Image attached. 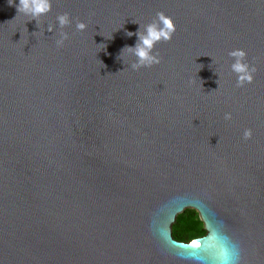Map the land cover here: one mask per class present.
I'll return each mask as SVG.
<instances>
[{"label":"water","instance_id":"water-1","mask_svg":"<svg viewBox=\"0 0 264 264\" xmlns=\"http://www.w3.org/2000/svg\"><path fill=\"white\" fill-rule=\"evenodd\" d=\"M11 2L0 264H219L233 244L240 264H264V0H52L38 24ZM157 12L176 31L155 45L159 64L133 71L124 48ZM232 49L256 67L251 84L236 86ZM186 209L205 235L179 242Z\"/></svg>","mask_w":264,"mask_h":264},{"label":"clouds","instance_id":"clouds-1","mask_svg":"<svg viewBox=\"0 0 264 264\" xmlns=\"http://www.w3.org/2000/svg\"><path fill=\"white\" fill-rule=\"evenodd\" d=\"M15 7L17 15L28 17L29 19L27 21L35 20L36 24H38L39 18L51 11L52 0H17ZM55 20L56 27L61 30L58 33L59 38L56 39L55 44L57 47H61L64 41L68 39V33L63 31V29L69 26L72 21L66 12L58 14ZM75 28L77 31L83 32L86 29V25L83 22H76ZM47 31H54L52 24L47 25ZM175 31L176 27L173 19L170 16H166L163 12H157L151 22L143 25L142 30L140 26L139 31L135 34L137 36L135 45L124 48L127 49L128 55L135 57V60L130 63L131 69L136 71L140 68H147L159 64L160 57L158 53L153 51L154 47L161 41H170ZM128 35L131 36L132 33H128ZM227 56L232 60L229 68L235 74L236 86L243 87L251 84L256 67L247 61V53L243 49H232L227 53ZM231 118V113L224 114L225 120H230ZM251 137L252 130L245 128L242 138L249 140ZM240 261L241 249L239 244H233L231 250L222 256L219 264H240Z\"/></svg>","mask_w":264,"mask_h":264},{"label":"trees","instance_id":"trees-1","mask_svg":"<svg viewBox=\"0 0 264 264\" xmlns=\"http://www.w3.org/2000/svg\"><path fill=\"white\" fill-rule=\"evenodd\" d=\"M205 235L196 211L187 209L179 214L172 225V237L179 242H188Z\"/></svg>","mask_w":264,"mask_h":264},{"label":"snow or ice","instance_id":"snow-or-ice-1","mask_svg":"<svg viewBox=\"0 0 264 264\" xmlns=\"http://www.w3.org/2000/svg\"><path fill=\"white\" fill-rule=\"evenodd\" d=\"M193 243H195V241Z\"/></svg>","mask_w":264,"mask_h":264},{"label":"rangeland","instance_id":"rangeland-1","mask_svg":"<svg viewBox=\"0 0 264 264\" xmlns=\"http://www.w3.org/2000/svg\"><path fill=\"white\" fill-rule=\"evenodd\" d=\"M187 210V209H186Z\"/></svg>","mask_w":264,"mask_h":264}]
</instances>
